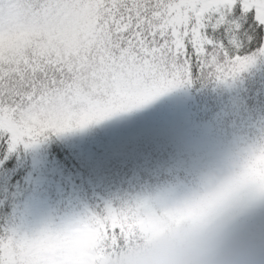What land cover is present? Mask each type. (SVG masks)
<instances>
[{
  "label": "snow or ice",
  "instance_id": "obj_1",
  "mask_svg": "<svg viewBox=\"0 0 264 264\" xmlns=\"http://www.w3.org/2000/svg\"><path fill=\"white\" fill-rule=\"evenodd\" d=\"M249 14L264 29V0H0V133L14 148L84 130L190 83L194 65L227 81L253 56L209 32L239 31ZM258 197L264 141L203 194L108 203L31 236H0V264H104L106 253L185 220L244 211Z\"/></svg>",
  "mask_w": 264,
  "mask_h": 264
},
{
  "label": "rangeland",
  "instance_id": "obj_2",
  "mask_svg": "<svg viewBox=\"0 0 264 264\" xmlns=\"http://www.w3.org/2000/svg\"><path fill=\"white\" fill-rule=\"evenodd\" d=\"M255 70L251 63L227 81L216 80L219 101L197 98L181 84L138 107L68 133L93 189L113 205L135 198L178 202L229 175L258 143L254 128L258 121L251 123L249 116L233 112L245 109ZM9 175L0 171V180ZM43 185L12 196L22 199L14 208L19 222L13 219L0 236L12 232L31 236L54 223L59 227L92 215L81 200L67 206L55 197L51 184Z\"/></svg>",
  "mask_w": 264,
  "mask_h": 264
},
{
  "label": "trees",
  "instance_id": "obj_3",
  "mask_svg": "<svg viewBox=\"0 0 264 264\" xmlns=\"http://www.w3.org/2000/svg\"><path fill=\"white\" fill-rule=\"evenodd\" d=\"M239 22L241 25L239 31L228 28L216 32L210 31L209 35L217 41H224L230 45H242L243 54L253 56L256 70L253 73L254 81L248 87L249 97L247 104L244 103L245 109L242 110L244 113L239 109L233 112L237 117L249 116L251 123L258 121V126L254 128L258 132L259 143L264 141V55L258 53L264 48V29H260L251 14ZM182 85L197 98L220 100L215 87L216 79L201 74L195 65L191 82ZM39 142L41 146L38 147L33 144L25 147L21 143L12 148L9 137L0 133V171L10 172L7 177H10L9 179L0 180V230L11 225L13 219L19 222L18 213L14 212V208L21 204L22 199H14L12 196L16 192L29 194L33 187L44 188L43 184L47 186L51 184V188L57 193L55 197L63 199L67 206H71L73 200H81L91 214H101L108 204L105 198L91 186L92 182L87 176L90 174L87 168L83 167L80 158L75 155L77 148L69 142L68 133L52 135ZM10 151L15 152L8 154ZM56 227L58 225L54 223L49 228Z\"/></svg>",
  "mask_w": 264,
  "mask_h": 264
},
{
  "label": "clouds",
  "instance_id": "obj_4",
  "mask_svg": "<svg viewBox=\"0 0 264 264\" xmlns=\"http://www.w3.org/2000/svg\"><path fill=\"white\" fill-rule=\"evenodd\" d=\"M220 180L195 194L213 190ZM248 195L239 193L245 199ZM104 264H264V198L258 197L244 211L173 224L137 244L106 253Z\"/></svg>",
  "mask_w": 264,
  "mask_h": 264
}]
</instances>
